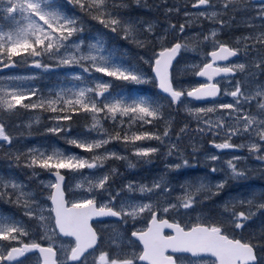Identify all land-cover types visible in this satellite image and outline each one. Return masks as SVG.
<instances>
[{
  "label": "snow or ice",
  "instance_id": "snow-or-ice-1",
  "mask_svg": "<svg viewBox=\"0 0 264 264\" xmlns=\"http://www.w3.org/2000/svg\"><path fill=\"white\" fill-rule=\"evenodd\" d=\"M135 2L141 4V0ZM68 5L78 7L80 12L97 20L113 33L122 31V38L131 40L138 47L149 46L153 39L162 42L168 31L165 29L163 34L141 39L137 35L138 30L153 33V26L133 19H122L120 9L129 6L125 0H0V71L20 65L44 71L73 66L82 70L80 73L66 74L75 82L71 87L51 91L47 96L34 85L17 83L35 80V75L0 76V114L16 115L21 109L54 113L56 115L52 118L57 124L48 129L54 134L66 130L59 122L71 120L73 113L91 114L93 128L101 125V114L103 118L119 121L121 125L127 118L129 127L139 123L141 128L164 119L158 100L144 95L110 93L112 80H103L102 77L135 84L147 83L148 78L138 68L120 62L114 50L105 48L100 36L86 41L82 36L84 21L77 14H68L71 11ZM191 6L197 10V21L207 19L219 25V29L213 28L210 34H194L201 36L204 42L212 41L213 44V50L207 54L210 61H201L202 67L192 65L193 74L205 78V82L190 89L176 86L174 61L182 50L196 51L195 47L187 43L161 46L144 62L151 64L154 73L152 79L156 81L160 93L165 95L170 104L176 105L183 103L185 98L197 101L216 98L221 92L216 77L235 76L246 70L245 63L220 66L218 62L228 61L232 57L239 59L243 55L252 71L246 80H236L232 90L225 93L232 97L233 102L186 110L197 119L196 130L200 134L215 137L223 133V142L211 141L213 148L238 150L247 147L250 154H255L257 160L264 162V84L258 81V77L264 75V0H260L255 16L249 14L252 6L246 0H193ZM164 7L166 16L181 11L186 18L192 15L179 5L168 6L167 0H164ZM237 16L241 19L237 20ZM256 20L261 21L259 28L255 24ZM195 22L188 19L186 23L180 24L179 33L185 34L186 28ZM241 24L250 31L235 38L236 47H230L217 39L218 32L223 28L232 25L239 27ZM169 28L176 31L175 24H170ZM93 72L101 74V77L93 76ZM248 84L255 85L254 91L248 90ZM253 105L257 109L255 113L248 111ZM217 112L221 114L215 119L208 118L209 114ZM36 120L38 122L39 117ZM187 131L188 126L185 125L176 133L174 141L169 125L162 133L145 130L125 131L121 135L118 131L107 138H73L68 142L82 151L92 153L112 141H121L132 145L136 157L149 158L159 153L160 148L143 147L137 142L156 140L167 147V155L171 156L181 155L178 145ZM239 136H247L249 143L231 142L233 137ZM0 143H13V137L6 131L2 118ZM8 155L12 157L11 153ZM22 156L23 166L32 169L33 176L39 175L35 171L38 168L51 177L46 183L41 182L48 190L46 199L50 204L45 207L44 202L25 192L23 185L14 179L0 178V200L7 196L9 203L23 207L24 216L35 221L33 227L14 216L0 214V264H25L30 258L34 259V264H264V228L258 233H251L247 239L237 238L233 234L235 230L245 229L257 214L264 215V199L259 202L253 198L229 200L215 216L201 213L194 221L183 223L177 219L197 212L203 200L218 196L227 181H220L214 186L203 182L198 185L187 183L182 185L183 194L173 201L171 194L174 189L163 179L153 181L151 186L129 183L113 192L111 181L117 174L113 168L98 175L90 173V177L86 178L87 187L77 183L76 188L83 191L80 194L72 192L69 198L62 170L80 173L84 169H102L104 161L125 157L114 151H105L86 159L59 150L47 153L33 148L26 153L15 154L18 165ZM208 159L217 161L219 156L213 154ZM240 159L234 156L226 161L230 176L235 180L245 177V171L237 166ZM183 166H189L187 160L183 161ZM129 167L134 165L129 164ZM169 167L179 169L182 165ZM209 170L212 173L218 171L216 167ZM125 190L129 194L139 192L140 197L122 196ZM203 192L211 195L201 199L200 194ZM161 197H164L162 202ZM236 203L247 207L237 211ZM104 218H115L117 224L107 238L93 226L94 220L105 223ZM166 229L170 231L166 233ZM49 231L52 236L71 238L72 242L67 246L63 243L58 246L48 235ZM37 236L40 240L47 239L49 243H41L36 239Z\"/></svg>",
  "mask_w": 264,
  "mask_h": 264
},
{
  "label": "rangeland",
  "instance_id": "rangeland-1",
  "mask_svg": "<svg viewBox=\"0 0 264 264\" xmlns=\"http://www.w3.org/2000/svg\"><path fill=\"white\" fill-rule=\"evenodd\" d=\"M142 3L139 6L140 10H142V14L136 16H125L124 19H133L139 22H143L145 24H151L153 26V33H144L142 30H138L137 35L143 39L144 37L148 36L151 38L153 35H160L164 33V30L167 29V34L162 42L152 40V43L147 47L141 48H148L151 47L152 52H156L157 49L160 50L161 46H172L175 43H187L190 47H195L196 51H184L182 50L179 56L177 57L176 61L174 62V77L176 81V86L183 87L185 89H190L191 87L198 86L200 83H204L203 81H199L195 79V75L193 74L192 65H199L202 67L201 61L208 62V52L213 50L212 41L204 42L201 36H197L194 34H198L203 32L204 34H210L213 28L219 29V25L215 22L207 19L196 20V9L192 8L193 0H167V5L171 6L173 4L179 5L182 10L189 11L192 15L186 18L183 15V11L179 14L172 13L171 15L165 14L166 9L164 7V0H141ZM136 4V2H135ZM137 5V4H136ZM153 5L157 8L159 7L162 16L165 19H171L170 24L176 25V31H173L169 28L170 24H166L165 22L161 24L159 20H157L154 15L151 13L147 14L153 10ZM178 16V20L174 17ZM191 19L196 21L192 26L186 28V33L181 34L179 33V25L186 23V20ZM227 19V17H226ZM148 20V21H147ZM237 20L240 18L237 17ZM255 24L260 25V21H255ZM242 25V24H241ZM234 26V25H232ZM229 26V27H232ZM259 28V27H257ZM221 30L218 32L220 34ZM82 36L85 38L86 41H91L93 37L100 36L103 40L105 39L101 32L98 33H82ZM123 36V32H121V37ZM236 36H230L228 33L223 34V39L217 36L221 42L228 44L230 47H236ZM128 43H133L129 39H125ZM173 41V42H172ZM105 48L108 51H113L111 48L107 47L104 43ZM135 47H138L135 44ZM145 60L148 58L145 57ZM48 63H54L53 61H46ZM241 63L247 64V59L243 56V60ZM149 65L148 68L145 66ZM223 66V65H220ZM224 66H228L224 65ZM143 70H149L151 67L150 63H143L140 65ZM140 67H136L140 70ZM82 70L78 66H73L72 68L68 67H59L53 68L50 71H44L43 69H36L34 67H29L26 65H20L15 68H9L8 72H2L0 76H27V75H35L36 79L32 81H17V83H23L25 86H36L40 89L41 92L47 96L51 91L59 90L60 88L71 87L74 81H72L66 74L68 73H80ZM147 78V83L142 84H135L132 82L122 81V80H114L110 77H102L103 80H112V87L110 89V93L112 95H116L118 93H123L126 96H137V95H144L149 97L150 99L158 100L161 105V112L163 114L164 119L160 120L162 122V127H167L170 125V135L171 139L174 141L176 139V133L180 131L185 125L188 126V131L186 135H183L180 142H179V149L181 155H167V147L160 145L159 141L156 140H145L137 142L138 145L143 147H159L160 152L153 155L149 158H140L133 155V147L131 144H124L121 145H113V142L105 145L104 148L94 150V152L89 153L82 151L79 148L69 144V140L73 138H88L89 140L99 139V138H107V132L105 131L103 114L101 115V125L97 128H93V120L90 116V123L88 126L83 128L82 131L77 132L76 134H71V128L68 124V121H60L59 123L63 126L66 130L62 131L58 134H54L48 131L49 128L56 126L57 121L53 119L51 115L46 122L48 124V129H43L39 137H36L33 131V128L38 126L39 128L42 127L40 125L43 121V114L39 112V110L31 111L29 115H26L22 120L19 121H12L9 119L10 115L8 114H0V118L3 119V122L6 124V131L13 137V143L8 145L7 143H0V178L4 179H14L16 182L23 185V190L25 192L30 193L36 200L44 202L45 207L50 204L47 201L48 190L44 188L43 182H47L51 177H49L43 170H35L39 173L38 176H33V170L30 168H26L23 166L24 157L22 156L19 165L14 159L16 153H26L28 149H40L47 153H51L54 150H59L65 154H75L79 157L90 159L95 154H103L105 151L108 152H117L119 155L127 158H131V164L134 167H129V164L124 162L125 159H108L104 161V167L102 169H95L89 170L84 169L80 173H72L66 170H63V173H68V180L65 183L66 191L71 198V193L76 192L80 194L83 189L76 188L77 183H82L84 188L87 187V179L90 177V173H96L97 175L101 172L110 171L111 169L115 168L111 164L112 163H119L120 167L122 168L123 174L127 172L129 176L137 177L140 176L137 181H123L118 182L117 185H120L121 188H124L129 183H134L135 185L139 184H146L151 186L153 181L163 179L167 183H169L174 189L171 194V199L175 201L177 196L183 194L184 189L182 185H186L187 183L192 184H199L203 182L206 185L214 186L216 183L220 181H227L224 188H231L230 191H226L227 193L224 194L222 191L220 194L214 198L212 196L210 199L206 201L203 200V204L200 208L197 209V212L191 213L190 216H186V218L182 221L188 222L189 220L194 221L198 214L203 213L204 215H212L215 216L221 209V206L229 200L239 201L241 199L246 198H253L256 199L255 196L260 194L263 196L264 199V187L260 188H253V185H259L261 181H264V162L259 161L256 159L255 154H250L247 147H243L238 150L233 149H226V150H218L212 147L211 141L215 140L216 143L223 142L224 135L221 133L219 136H213L211 134H200L196 129L198 125V121L195 116L189 113L186 108H198V107H208L212 106L213 104L219 103H231L232 97L229 95H225L226 92L232 90V85L234 83L225 81L223 84L219 81V85L221 87V95L220 97L213 102L207 103H197L195 101H190L187 98L183 100V103L172 105L169 103L166 97H162L158 95L155 87V82L153 81L150 74L144 73L141 71ZM87 77V74H84ZM93 76L101 77V74L94 73ZM247 76L242 77L241 80H246ZM118 81H122L127 85H120ZM258 81L261 84H264V81ZM152 82H154V91L152 90ZM139 88L142 92L139 91ZM247 88L249 91H254L255 85L248 84ZM108 95V94H106ZM248 111L255 113L257 111L256 107L253 105L251 108H248ZM221 113L217 112L214 114H209L208 118L215 119ZM203 115V114H201ZM36 117H39V121L37 122ZM67 129H70L67 130ZM164 129H158L156 131L151 132H160L162 133ZM232 143L234 144H245L249 143V139L247 136H239L233 137ZM71 147H75L71 149ZM195 149V150H194ZM9 153L12 154V157H9ZM219 156V160L211 161L208 159L211 155ZM234 156H239L241 159L237 162L238 168L245 171V176H255L258 178H262V180L254 181V180H247L243 183H233L232 178L230 176V170L227 168L226 161L232 159ZM187 160L188 165L187 167L183 166V161ZM181 164L182 167L179 169H175L169 167L170 165ZM211 167H216L218 169L217 172L212 173L210 172ZM117 174L119 172L118 168ZM122 174V175H123ZM126 175V174H124ZM244 178H240L238 180H243ZM112 183V182H111ZM112 189H115L112 187ZM213 191H215L213 187ZM18 194V193H17ZM133 195V194H132ZM211 193L203 192L200 194V198L203 199L205 196H210ZM127 196V195H122ZM136 197V196H135ZM138 198V197H137ZM13 199H15V195H13ZM154 199H156L154 197ZM164 197H161V202L163 201ZM210 202L209 200H213ZM259 200V198H257ZM261 201V200H259ZM258 201V202H259ZM4 204H11L16 209L15 212L13 211H3ZM231 206V205H230ZM247 206H241L239 203H236L235 210H245ZM24 209L23 207L17 206L16 204L9 203L7 196L0 200V214H6L10 216H14L16 219L23 221L26 225H32L34 227L35 221L29 220L27 216L23 214ZM263 215L257 214L253 220L248 222V225L243 230H235L238 235L237 238H245L247 239L251 233H258L262 228H264V219ZM93 226L100 232L105 238H107L111 229L117 227L115 223H97L93 222ZM138 226V225H137ZM43 234V232H41ZM48 235L52 236V232L49 231ZM53 240L59 246L63 243L65 246L72 242L70 238H61L52 236ZM37 240H40L39 236L36 237ZM41 243L47 245L49 241L47 239L40 240ZM101 247H106V245H101ZM25 264H34V259L30 258L25 261Z\"/></svg>",
  "mask_w": 264,
  "mask_h": 264
},
{
  "label": "trees",
  "instance_id": "trees-1",
  "mask_svg": "<svg viewBox=\"0 0 264 264\" xmlns=\"http://www.w3.org/2000/svg\"><path fill=\"white\" fill-rule=\"evenodd\" d=\"M125 2L129 5L127 8H122L120 9V17L122 19H124L125 16H136L137 14L141 15L142 10H140L139 6L135 4V0H125ZM68 9H70L71 11H69L68 14H77L79 15L83 21H84V34H90V33H98L101 32L104 36V43L107 45V47L111 48L112 50H114V54L116 56V58L126 64V65H130V66H134V67H140V65H143V63H145V59H141V57L145 58H149L151 57L154 52L151 51V47L148 48H141V47H135V44L132 43H128L130 41H127L125 39H123L121 37V32L122 31H118L116 33L111 32L109 29H106L102 24H100L97 20H93L90 16L85 15L84 13L80 12L79 8H73L72 5H68ZM151 14L154 15V17L159 20L162 23H171V19H165L162 16V12L160 10L159 7H155L153 5V10H151ZM176 20H178V16L174 17ZM148 36V34H147ZM157 51H159V49H157ZM146 64V63H145ZM146 68L149 67V65L145 66ZM140 71H144V73L146 74H150V70H143L140 67ZM120 85H127L122 81H118ZM152 90L154 91V82H152ZM140 92H142V90H140ZM39 110V109H38ZM39 112H41L43 114V121L40 125H42V127H34L33 131L36 135V137H39L40 132L45 129L48 124L46 123L48 121V118H50L51 116H55L56 114L51 113V112H46L43 110H39ZM31 113V111H25L23 109H21L19 111L18 114L16 115H10L9 119H11L12 121H19L22 120L26 115H29ZM51 115V116H48ZM102 115V114H101ZM24 116V117H22ZM125 119V123L123 125H121L119 123V121H112L110 119H105L104 121V127H105V131L107 132V136H111V135H115L116 132H120L121 135L124 134L125 131L127 132H138V131H156L158 129L162 128V122L161 121H157L156 123L152 124V125H144L143 128H141L140 124H133L131 127H129L128 123H127V118ZM90 123V116L87 113H73L72 114V119L68 121V124L70 126L71 124V134H76L79 131H82L83 128H85L86 126H88V124ZM113 145L116 146L117 145H121L123 142L121 141H112ZM117 142V143H116ZM139 142V141H138ZM75 147H71V149H74ZM131 158H127L124 160V162L126 164H131ZM115 165H117L116 167L119 169V173L123 174L122 168L120 167L119 163H113ZM37 171L40 169H36ZM63 172V170H62ZM226 191H229V188H224L222 190V193L224 192L227 193ZM217 196H215L214 198H216ZM206 201V200H204ZM210 202H213V200H209ZM3 211H13L15 212L16 209L14 208L13 205L11 204H4L3 205ZM264 217V215H263ZM264 219V218H263ZM235 236H237V232L235 231L233 233Z\"/></svg>",
  "mask_w": 264,
  "mask_h": 264
},
{
  "label": "flooded vegetation",
  "instance_id": "flooded-vegetation-1",
  "mask_svg": "<svg viewBox=\"0 0 264 264\" xmlns=\"http://www.w3.org/2000/svg\"><path fill=\"white\" fill-rule=\"evenodd\" d=\"M246 2L248 3V4H250L252 7H251V10H250V15H252V16H255V14H256V10L260 7V0H246ZM238 18H240L241 19V17L240 16H237ZM225 19H226V17H225ZM148 21V20H147ZM257 21H259V20H256V23H257ZM260 24H261V21H260ZM257 27H259V25L257 24L256 25ZM250 31V29H248V28H245L243 25H240L239 27H236V26H232V27H225V28H223V30H221V32H220V34L218 35V37H220L221 39H223L224 37H223V34L224 33H228V35H229V37L230 36H235V35H246V34H248V32ZM237 37V36H236ZM242 60H243V55H241V57L238 59V58H236V57H232V59L228 62V66H231L232 64H236V63H241L242 62ZM9 71V69H6V72H8ZM250 71H252V69H251V67L248 65V63L246 64V70H245V72L244 73H236L235 74V76H231L230 78H228V79H222V80H220V82L223 84L225 81H229V82H231L232 81V83H235L236 82V80H241L242 79V77H243V79H244V77L245 76H248V73L250 72ZM5 72V71H4ZM1 74V73H0ZM258 79L260 80V81H264V75H262V76H259L258 77ZM70 128H71V124H70ZM39 171V170H38ZM63 174H65V176H66V181L68 180V173H63ZM139 177L140 176H137V177H132V176H129V174H126V175H115L113 178H112V183H111V190L113 191V192H116V191H119V190H121L122 188H121V186L120 185H117L116 183H118V182H123V181H137L138 179H139ZM244 179L243 180H235V179H233L232 180V182L233 183H243V182H245V181H247V180H254V181H259V180H262V178H258V177H255V176H245V177H243ZM112 187H114L115 189H112ZM260 188V189H262V187H264V181H261L260 182V184L259 185H253V188L254 189H256V188ZM134 196H136V197H140V193L139 192H136V193H132ZM132 194H129V193H127V191L125 190V192H122V195H132ZM262 195L260 194V192H259V194H257L256 196H255V198L256 199H254L255 201H259V200H262ZM257 198H259V200H257ZM186 218V216L185 217H177V219H180L181 220V222L184 220ZM105 223H115V219L114 218H105ZM115 225H117L116 223H115ZM138 226H140V225H138ZM130 230H131V226H129V231H128V235H130ZM166 233H168V232H166Z\"/></svg>",
  "mask_w": 264,
  "mask_h": 264
},
{
  "label": "water",
  "instance_id": "water-1",
  "mask_svg": "<svg viewBox=\"0 0 264 264\" xmlns=\"http://www.w3.org/2000/svg\"><path fill=\"white\" fill-rule=\"evenodd\" d=\"M209 58H210V57H209ZM210 59H211V58H210ZM230 59H231V58H230ZM230 59H229V60H230ZM229 60H228V61H229ZM225 62H227V61H221V62H218V63H225ZM2 71H4V69H3ZM2 71H0V72H2ZM152 74H153V76H154L153 71H152ZM221 77H228V76H218V77H216L215 79H218V78H221ZM196 78H198L199 80H205V78H200V77H197V76H196ZM157 91L160 93V91H159L158 88H157ZM160 94L163 95V96H165V95L162 94V93H160ZM218 97H219V95H218L216 98H209V99H207V100H201V101L192 100L191 98H187V99L192 100V101H196V102H198V103H205V102H212V101L216 100Z\"/></svg>",
  "mask_w": 264,
  "mask_h": 264
},
{
  "label": "bare ground",
  "instance_id": "bare-ground-1",
  "mask_svg": "<svg viewBox=\"0 0 264 264\" xmlns=\"http://www.w3.org/2000/svg\"><path fill=\"white\" fill-rule=\"evenodd\" d=\"M111 165H112L113 167L117 168V167H116L117 165H115V164H113V163H112ZM116 175H122V174L118 172V174H116ZM116 184H118V183H116Z\"/></svg>",
  "mask_w": 264,
  "mask_h": 264
}]
</instances>
